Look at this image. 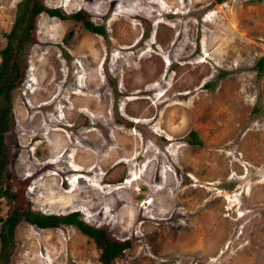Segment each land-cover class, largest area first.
<instances>
[{"label": "rangeland", "instance_id": "374dc122", "mask_svg": "<svg viewBox=\"0 0 264 264\" xmlns=\"http://www.w3.org/2000/svg\"><path fill=\"white\" fill-rule=\"evenodd\" d=\"M21 1L0 0V50ZM43 3L105 36L38 17L7 135L20 205L128 241L115 264H264V2ZM16 239L11 264H102L75 226Z\"/></svg>", "mask_w": 264, "mask_h": 264}, {"label": "trees", "instance_id": "16d2710c", "mask_svg": "<svg viewBox=\"0 0 264 264\" xmlns=\"http://www.w3.org/2000/svg\"><path fill=\"white\" fill-rule=\"evenodd\" d=\"M264 2V0H260ZM43 13L62 20L72 19L82 22L89 31L105 36V27L93 24L85 11L65 14L59 8L45 6L43 0H22L18 4L15 21L11 30L4 34L5 46L0 50V202L6 199L15 206L6 217H0V264H11L17 249L16 231L22 223L34 225L39 229H56L62 225L75 226L84 235L93 240L101 251L102 264H115L123 258L129 242H120L110 237L104 228L91 226L80 213L68 215L44 214L30 211L20 205L19 195L11 184L12 174L8 170L10 164V148L7 135L13 129L12 93L24 74L25 57L29 48L35 43L37 19ZM257 76L264 74V56L257 60L253 68ZM187 143L191 146H202L203 142L196 131L188 135Z\"/></svg>", "mask_w": 264, "mask_h": 264}, {"label": "clouds", "instance_id": "9594fccd", "mask_svg": "<svg viewBox=\"0 0 264 264\" xmlns=\"http://www.w3.org/2000/svg\"><path fill=\"white\" fill-rule=\"evenodd\" d=\"M43 230H47V229H43Z\"/></svg>", "mask_w": 264, "mask_h": 264}]
</instances>
